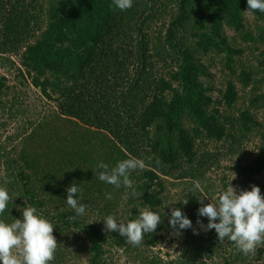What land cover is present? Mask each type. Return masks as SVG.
Returning a JSON list of instances; mask_svg holds the SVG:
<instances>
[{
    "label": "trees",
    "instance_id": "1",
    "mask_svg": "<svg viewBox=\"0 0 264 264\" xmlns=\"http://www.w3.org/2000/svg\"><path fill=\"white\" fill-rule=\"evenodd\" d=\"M10 1L0 0V60L11 62L3 57L6 54L18 56L30 83L56 103V116L73 125L81 123L83 127L76 132L86 146L81 154L74 149L50 150L51 159L40 166L24 151L12 158L3 150L8 159L6 177L24 201L21 209L58 202L62 210L53 207L55 215L45 213L46 217L54 225L61 222L70 233L85 236L86 264H104L101 258L106 243L114 242L125 251L134 247L116 232H110L107 239L98 223L88 224L89 219L76 216L70 221L68 217L76 214L66 203V189L72 183L78 185L83 190L82 200L97 205L91 198L99 195L104 184L92 168L100 162L112 168L124 159H143L148 167L130 175L135 191L142 195L134 197L127 188L131 191L127 201L132 215L126 222L139 217V208L159 213L163 222L154 233L144 236V244L156 246L166 227L162 175L182 172L186 162L191 169L180 176H195L192 163L198 158V142L232 136L218 109L212 107L209 89L202 81L209 75L202 56L224 51L229 66L231 55L242 51L229 44L225 28L242 33L244 39L264 42V14L255 13L263 25L254 35L245 29L247 0H133L127 11L116 9L112 0ZM165 18L168 21L163 30L151 37L153 22ZM158 59L165 61L162 66L171 68L167 73H158ZM258 68L264 70V51ZM19 74L23 76L22 71ZM250 74L246 69L241 71L243 85L251 82ZM7 88V78L0 75V96ZM236 97V89L229 83L224 92L226 104L231 106ZM239 115L232 128L237 124L250 132L259 125L249 109ZM90 151H96V156ZM238 168L244 190L264 171V136L256 157ZM66 170L72 177L70 185L64 182ZM196 202L192 197L184 207L178 205L192 226L201 218L197 215L200 206L194 207ZM13 204L0 215L6 223L16 218ZM183 231L186 242L193 244L188 251L193 256L203 253L211 257L216 252L219 242L215 230L201 233L198 246L193 229ZM240 254L238 251L233 257L246 260ZM143 264L158 261L154 257L144 259Z\"/></svg>",
    "mask_w": 264,
    "mask_h": 264
},
{
    "label": "rangeland",
    "instance_id": "2",
    "mask_svg": "<svg viewBox=\"0 0 264 264\" xmlns=\"http://www.w3.org/2000/svg\"><path fill=\"white\" fill-rule=\"evenodd\" d=\"M40 1L42 0H38V2ZM10 2L14 4L16 0ZM167 21L165 18L158 20L157 23L153 22L149 29L151 37H155L159 30H163V25ZM244 23L245 29L254 35L258 34V27L263 25L262 20L257 15H248L246 12L244 13ZM225 33L229 44L242 52L231 55L232 61L229 66L227 64L228 53L224 51H212L203 55L202 61L209 67V75L203 76L202 81L209 89L207 93L213 100L212 107L218 109L219 115H221L220 119L224 120L227 131H230L229 133L233 137H224L219 141L204 139L198 142L196 151L198 158L192 163L195 176H180L181 173L191 169L188 168L190 165L186 162L182 163V172L176 171L173 176L162 175L164 184L162 212L165 215L166 227L156 246H147L143 243L139 247H134L133 250L125 251L114 242H109L104 247L106 250H104L101 258L102 263L143 264L144 259L149 260L155 257L158 264H228V261L230 264H264V246L258 247L255 254L251 256H245L239 252L240 255L246 257V260H236L233 256H236L238 250L228 240L219 242L216 252L211 257H207L203 253V255L193 256L188 252L194 248L193 244L186 242L184 231L181 230L180 235L175 236L168 223L171 208H178L179 204L184 207L181 203L176 202L178 200L186 198L189 201L195 197L197 202L194 207H199L201 206L199 199H202L204 204L217 203L219 195L227 189L229 183L237 187L238 190L241 189L242 175L238 165H244L256 157L261 138L264 136V70L258 68L261 52L264 51V42L244 39L242 33L236 34L229 28H225ZM156 51L157 49L154 52ZM3 57L10 58L11 62L0 60V75L7 78L8 85L4 94L0 96V187L7 189L14 203L12 208H14L15 219H19L22 218L24 208L21 209V207L24 201L18 196L15 186H12L10 182L4 183V178L8 175L9 169L6 166L8 159L2 155L3 150L8 152L12 158L24 151L29 158L39 161L40 166L41 164L46 165L48 159H51L50 150H57L58 153L61 148L74 149L77 154H81L80 151L86 146L76 132L83 127L81 123L78 122L73 125L65 118H58L56 116L58 113L56 103L45 98L40 90L30 83L29 77L20 65L19 57L7 54ZM164 62L158 59L157 70L159 74L167 73L171 69L168 66L167 68L162 66ZM243 69L251 72V82L246 86L243 85L239 77ZM19 71L23 72V76H20ZM229 83L234 85L237 93L236 100L231 106L227 105L224 99V92ZM246 109H249L250 115L255 118L259 125L250 132L242 131L241 126L237 124L236 129L232 128V124L236 123L235 119L240 116L239 113ZM85 154L87 155V150ZM90 154L96 156V151H90ZM58 160L57 157L56 166ZM35 165L37 166V163ZM92 169L96 171V174L102 171L95 166ZM48 170L52 169L49 168ZM67 172L64 182L70 185L72 177L69 171ZM232 172L236 174V179L231 180ZM90 177L93 178L94 174H90ZM57 178L60 182L63 180V177ZM197 181L201 185L200 189L195 188ZM103 184V191L101 189L98 192L100 196L95 193V197L92 195L91 198V201H96L97 205L93 203L88 205L85 200H82L81 202L87 205L86 213L84 216L77 217L89 219L88 223L90 224L92 222L98 223L103 232L106 233L105 237L109 239L110 232L104 230L102 221L108 215L115 216L118 222L127 221V217L132 215L131 211L128 212L131 205L127 201L131 191L126 187H122L120 191L110 184L105 182ZM252 185L258 186L261 194L264 195V171L254 177ZM244 190L250 191L251 186ZM105 193H111L112 199H106ZM53 207L62 210L60 204L56 202L42 205L37 209V213L54 224L45 214L47 213L49 217L55 215L57 210ZM139 209L141 212L145 210ZM197 220L204 225L208 222L206 217ZM197 220L192 226V229L198 233L195 234L194 238L197 241L196 246L200 245L201 238L199 239V237L203 235L201 233L207 232L197 224ZM55 225H59L55 226L53 232L57 242L60 243L59 253H55V260L49 264H86L88 254L85 252V246H88V242L85 240V236L68 232L61 222ZM13 254H17V250L14 249Z\"/></svg>",
    "mask_w": 264,
    "mask_h": 264
},
{
    "label": "clouds",
    "instance_id": "3",
    "mask_svg": "<svg viewBox=\"0 0 264 264\" xmlns=\"http://www.w3.org/2000/svg\"><path fill=\"white\" fill-rule=\"evenodd\" d=\"M113 5L120 11H127L133 6V0H112ZM248 15L256 12L264 14V0H247ZM159 165L160 161H156ZM148 167L143 159L128 158L117 162L109 168L103 162L98 163V179L119 189L122 185L132 190V195L139 198L142 194L135 191L130 175L133 171L144 170ZM233 173V172H232ZM236 179L233 173L232 179ZM10 181L4 178V183ZM195 188L201 185L195 182ZM82 189L71 184L66 189L67 205L75 212V216L68 219L74 220L76 216H84L87 205L82 203ZM106 199L111 200L112 194L105 193ZM197 209V215L207 218L204 225L197 220V224L204 230H215L218 242L230 241L235 248L245 256L254 255L256 249L264 246V195L258 186L252 185L251 190L237 189L230 183L219 197L217 203H203ZM176 202L187 205L186 198ZM13 203L8 191L0 187V215L8 211V204ZM106 232H116L124 237L126 242L133 247L144 243V236L154 233L163 222V217L155 211L145 209L137 219L128 222H118L116 217L108 215L102 221ZM168 223L173 230V235L179 236L181 230L192 228V221L186 217L180 208L170 210ZM90 224V223H88ZM55 225L37 213L35 207L23 209L22 218L13 219L6 223L0 219V264H49L55 260V252L60 246L53 232ZM194 234H198L195 230ZM17 254H13V250Z\"/></svg>",
    "mask_w": 264,
    "mask_h": 264
}]
</instances>
